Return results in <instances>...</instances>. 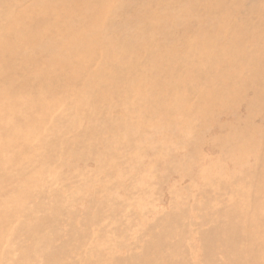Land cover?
Instances as JSON below:
<instances>
[{
	"label": "bare ground",
	"instance_id": "6f19581e",
	"mask_svg": "<svg viewBox=\"0 0 264 264\" xmlns=\"http://www.w3.org/2000/svg\"><path fill=\"white\" fill-rule=\"evenodd\" d=\"M0 264H264V1L0 0Z\"/></svg>",
	"mask_w": 264,
	"mask_h": 264
},
{
	"label": "rangeland",
	"instance_id": "374dc122",
	"mask_svg": "<svg viewBox=\"0 0 264 264\" xmlns=\"http://www.w3.org/2000/svg\"><path fill=\"white\" fill-rule=\"evenodd\" d=\"M261 1H264V0H261ZM250 5H248V4H245V7H249ZM246 11H247V9H246ZM104 75H106L105 73H104ZM107 84V85H109V86H113V87H116L117 85H114L113 83V81H112V79L111 80H108L106 77H103L102 78V80H101V82H99V84ZM124 86H121L120 87V89L122 90V91H124V88H123ZM122 96V95H121ZM122 99V98H121ZM133 98L131 97V100H132ZM120 102V96H119V98H118V100H117V102H115V104L117 105L118 103ZM122 102H124V105H126V101H122ZM127 102H129V99H128V101ZM59 114V113H58ZM178 149V148H177ZM177 151V150H176ZM176 151H171L172 153L173 152H176ZM194 171H196V170H194ZM140 176H142L141 174H140ZM139 176V177H140ZM142 177H144V176H142ZM48 178H50L51 179V176H48ZM188 182H190V181H188ZM195 186L196 184H192V186ZM182 186V185H181ZM180 186V188H181V190H180V194H182V192H183V189H186L184 186H186V183L184 184V186H182L181 187ZM193 186V187H194ZM61 189L63 190V198H65V199H67V200H69V196L70 195H74V196H76V198H77V200L76 201H79V202H76V205L77 206H75L74 207V210L75 209H81V199H79V196H77V194H75L74 192H76V191H78V192H81V189L79 188V186L78 187H75L74 188V190H72L71 188H69V187H67V188H65L64 186H62L61 187ZM75 189H77V190H75ZM72 191H74V192H72ZM69 193V194H68ZM192 206V205H191ZM194 206V205H193ZM191 208V207H190ZM190 210V209H189ZM63 212H64V209H63ZM190 212H192V209L190 210ZM194 215L195 214H197V213H193ZM137 234H138V237L140 238L141 237V234H140V232L137 230ZM145 238H147V237H145ZM119 239V241H122V240H124L125 242H127V244L129 245V248L128 249H130V246H133L132 245V243H134V242H132L133 240L131 239V237H121V238H118ZM127 240V241H126ZM131 242V243H130ZM130 243V244H129ZM134 247V246H133ZM132 247V248H133Z\"/></svg>",
	"mask_w": 264,
	"mask_h": 264
}]
</instances>
